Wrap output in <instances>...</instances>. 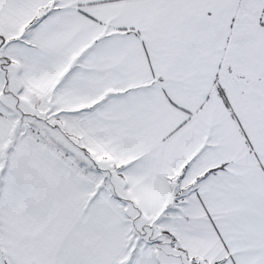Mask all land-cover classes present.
I'll use <instances>...</instances> for the list:
<instances>
[{
	"label": "snow or ice",
	"instance_id": "obj_1",
	"mask_svg": "<svg viewBox=\"0 0 264 264\" xmlns=\"http://www.w3.org/2000/svg\"><path fill=\"white\" fill-rule=\"evenodd\" d=\"M0 264H264V0H0Z\"/></svg>",
	"mask_w": 264,
	"mask_h": 264
}]
</instances>
